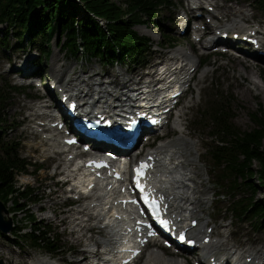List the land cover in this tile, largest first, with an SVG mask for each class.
<instances>
[{
	"label": "trees",
	"instance_id": "16d2710c",
	"mask_svg": "<svg viewBox=\"0 0 264 264\" xmlns=\"http://www.w3.org/2000/svg\"><path fill=\"white\" fill-rule=\"evenodd\" d=\"M83 1L90 13L108 21L106 29L100 27L92 17L85 16L83 20H77L70 16L68 9L77 8L73 0H0V24L14 30V36H17L16 29H19V36L21 31L27 30L31 34L29 43H34L32 38L37 35L41 36L43 43H47L55 35L59 38L64 36L63 46L68 52L75 50L76 44L81 43L84 56L96 57L97 54L104 58L109 56V60H112L117 59L115 55L121 58L123 54L121 60L124 56H129L133 61L147 48L146 41L139 37L133 27L146 22L144 17L150 19L160 0ZM259 3L264 7V0ZM4 42L6 41L1 38L0 45L4 46ZM45 49H41L43 55L47 54ZM9 89L15 90L8 85L0 87V199L7 203L11 196L12 209H18L25 206L20 202L27 194L15 187L14 178L17 172L26 171V165L17 156L14 143L3 139V114L9 99ZM250 117L257 127L243 131L233 122L234 112L230 99L212 106L209 121L216 129L213 133L216 144L211 146L209 160L216 171L217 181H227V187L223 186L227 192L242 186L250 191L251 195L245 203L243 200L235 202L236 215L239 218L249 214L264 218V209L254 201L256 188L250 182L252 177L257 176L259 184L264 185V105L259 103L257 111L250 113ZM253 162L258 163L257 170L252 167ZM34 222V217L29 216V223L34 225ZM22 236L17 233V237ZM27 236L35 246L43 242V247L50 252L58 249L44 227L34 226Z\"/></svg>",
	"mask_w": 264,
	"mask_h": 264
},
{
	"label": "rangeland",
	"instance_id": "374dc122",
	"mask_svg": "<svg viewBox=\"0 0 264 264\" xmlns=\"http://www.w3.org/2000/svg\"><path fill=\"white\" fill-rule=\"evenodd\" d=\"M248 1L249 0H234L233 2H231V4L233 6L242 7V9L248 15H250L249 8L250 7L253 8V5ZM173 2H176V0H173ZM226 6H228V2L226 3ZM230 8H233V7H230ZM223 9H229V8H222L221 11ZM171 12H173V9L171 7H167V9L166 8L164 9L162 14H160L159 16L161 20L160 24L164 23L165 25L173 26L174 24L173 20H170V22H168L163 19L164 16L171 17V14H170ZM261 14H264V12L258 11V13H256V18L264 21V16ZM153 27L155 26L152 24L148 28H145L144 26L135 27V30L137 32L138 31L140 32V30L145 31L142 33V35H147V37L151 38L152 40L154 39L151 42L152 45L150 46V51L151 53L153 52H156V53L151 55V58L149 59L148 64H152L153 62H155L157 60L155 57L158 55V47L156 46V42L158 41L159 37H157L156 39V35H158V32L154 28L155 32L153 34L152 32ZM11 43H15V41L12 40ZM61 44H62V39L58 40L57 38H53L51 40L50 56L47 58L49 62L48 66L50 67L53 65H56L57 67L62 66L64 69L67 70V74L71 75L72 77H76L77 79L81 81L82 79H87L88 75L97 74L98 72L106 74V75H103V77H105V78H102L103 81H109L110 78L114 76V74H116V69L117 70L120 69V66L118 64H115V65H112L106 68L104 71H100V69H103V68L101 67L102 65L100 64V62H98L96 59H91V60L86 59V58L81 59V56L78 55V57L80 58L79 61L82 60L83 62L82 71H80L78 70V68L74 67L76 63L75 61L76 58L72 59L71 56L66 51H64L63 48H61ZM21 46L22 45H20V47L17 49H13L12 52L9 53L11 54L10 60H13V57H12L13 55L19 54L20 51L24 49V48L21 49ZM8 52L9 50H6V49L5 51H2V52L0 50V85H2L3 83H7V81H10V79L14 80V77L10 75H5L4 73V71L8 69L7 64L4 61V58L7 57ZM214 59L217 60V58H214ZM61 61L62 62L64 61L65 63L62 65ZM212 61L213 60L211 58L210 60L211 64H212ZM228 62L230 63V65L224 66ZM242 64L244 67L249 66V63L248 64L242 63ZM136 66L137 64L135 65V67ZM135 67H131V68L133 69ZM215 67H217V70L214 72L213 76L208 77L207 82L211 81L215 85V87L220 86L219 91L220 92L224 91V95L228 94V95L233 96L234 102L232 103V106H233V111L235 113V118L233 119L234 124L240 130H243V131L252 130L256 128L257 127L256 123L251 120L250 113H252L253 111L257 109L258 107L257 102L264 104V85L261 86V83H259V81L256 80L257 78H255V81L256 82L258 81L257 83L260 84L259 86L261 87V89L259 90L258 88L253 86V84L250 82L249 77L247 79L245 75L243 76L239 75L238 71L236 72V70L241 69V67L237 65L236 60H233L231 58H227V59L224 58V59L218 60L217 65ZM3 68L4 70L2 71ZM148 68L149 66L147 67V69ZM136 69H140V68L136 67ZM143 69H146V67H143ZM45 70L47 71V69ZM248 70L249 68H245L244 72L246 73ZM237 73L240 77L236 76ZM79 75H81L82 78L77 77ZM68 83L74 84V81L70 79ZM205 88H209V89H206L205 91L203 89H197V91L194 92V95L192 98V102H193L192 108L193 109L191 108L192 111L188 115L189 127H188V134H187L188 136L192 138V141L196 140L198 142L197 147L199 150L197 153L201 155V158L196 163L197 170H198L197 176H198V181L201 182L202 184L201 186L202 189L207 190L206 194L202 196L206 197L207 198L206 200L209 201L208 207L211 210H212V206H214L218 214L217 218H223V220L232 219V224L228 228V230L231 232L233 236L243 241H246V242L249 241V243H252L253 241L264 243V230L259 227L258 222L250 223L249 219L237 220L231 216V213L229 211L227 215L225 216L221 213L223 212L224 207H228V208L230 207L229 203L231 200L229 196L221 197L219 201L216 200L217 199L216 195H221V193L219 192H222L223 194H225V192L221 188L217 189L215 185L213 184L214 176L212 178V175L209 172L210 163L206 160L205 157H202L204 150H205V146L211 143V141L205 137L206 135H208V130L202 128L201 127L202 124H200V122L198 124H194L198 120L199 109L202 107L203 103H207V101L209 100L210 95L207 97V94L211 92L209 84ZM203 91H204L205 97L202 94ZM33 93H35V90H25L24 89V90L19 91L18 93L15 92L10 95L9 100H8L9 101L8 107L4 110V116L6 120L9 121V123L14 124L16 131L9 133L7 135V139L15 140L14 136L22 137L23 128H25V130L28 131L27 123L23 124V126H20V127H17V126L22 125L21 120L26 114L24 107L25 105L32 104L28 101L27 97L31 96V94ZM204 98L206 99L202 100ZM188 100H189V95L186 96L183 104H185L186 101ZM172 132H174V129H172ZM22 139L25 140L27 144H29L28 142L29 140H31L29 133L25 132ZM20 146L22 147V144ZM24 148H27V145L24 146ZM24 148H22V150L25 151ZM21 156H24V154L22 153ZM191 161L196 162L194 160V157L191 158ZM254 165H257V163L254 162ZM28 173L31 174L30 176H27L28 179H20L17 177L16 187L26 186V190L30 192L31 198H30V201L26 204L27 206L24 208L22 212H19L15 215L14 214L10 215L13 219L14 225L20 226V227L26 225L28 227L29 224H26V220H24V218L26 217L25 215L34 214V216L37 218V223L40 226H45L46 224L52 229V231L56 234L57 243L62 247V249L58 253L54 254L53 257L57 258L64 264H67L70 260L72 264H75L72 262L73 252L70 250L72 249L74 250V247H76L77 249H81L84 242H81V243L79 242L85 240V238L83 237L80 241L76 242L74 241L73 236L70 234L71 240H72L71 241L70 237L67 235V233H65V226H63L60 222L61 219H63L64 217L67 220L70 218V214L64 215L62 214V212H60L62 208H59V206L62 202V198L59 200H56V197H59V198L64 197V194L61 193L63 192V189L60 191L59 196L58 194L51 193L53 190L59 189V186H54L55 180L51 177V171L49 170V168L43 167V168H40V170H35L34 167L29 166ZM27 182H29L28 185H22V184H26ZM20 189H23V188H20ZM257 191L258 193L255 197V200L260 201L261 205L264 206V188H260ZM23 203H25V201ZM51 206H53L54 210L56 209L55 218H54V215L52 214V209L49 208ZM41 208L45 209V211L43 213H38V210ZM69 229H70V225L66 226V231H68ZM78 234L83 235V230H78L77 232L74 233V236H77ZM0 235L2 234L0 233ZM86 235H88L87 232H86ZM6 236L7 237L9 236V238L4 240ZM96 237L98 236H94L93 239H95ZM12 238L13 237H11L8 233H6L3 237L0 236V251H2V253H0V261L2 260L4 264H13L10 262V258L17 260L18 264H33L37 257H40V258L44 257L43 259L47 260L48 264H57L58 261H51L47 259L48 255L47 253L44 252L45 251L44 248H43L44 251L39 248L33 249V248H30L28 243L22 244L23 248H18L17 246L14 245L15 242H14V239ZM76 243H79V244H76Z\"/></svg>",
	"mask_w": 264,
	"mask_h": 264
},
{
	"label": "bare ground",
	"instance_id": "6f19581e",
	"mask_svg": "<svg viewBox=\"0 0 264 264\" xmlns=\"http://www.w3.org/2000/svg\"><path fill=\"white\" fill-rule=\"evenodd\" d=\"M232 10H233V8L223 9L222 11H220V14L222 16H229V14L232 12ZM248 20H249L248 15L243 13V12H240L239 14L234 16L233 23H231V26L235 25V28L232 31V33H238L240 36L246 35L247 31L245 30V28L247 27L246 22ZM187 49H188L187 47L183 48V49L179 48L178 51H175V52H182V55L184 57H186V56H189L187 54V52H186ZM243 59L245 60L243 62L244 64H248L249 63L248 59L246 57H244ZM192 60L193 59L191 58V62H192ZM58 68H60V67H58ZM238 73H239V75H242V70H238ZM148 74H150V72H148ZM245 76L249 77L250 82L253 84L254 87L258 88L259 90L261 89V87L259 86L260 84L257 83L258 81L257 82L255 81V78H257L258 76L255 75V72L253 71L252 68H251V70H249V72H246ZM78 77H80V76H78ZM184 77H185V75L183 76V78ZM74 80L77 83H79V85H81L82 83H85L86 87L90 86V82L86 81L84 79H82V81H81V80L75 78ZM101 82L102 83H100V84L102 85L101 88L103 90H107V88L109 87V85H107V84L111 83V82L107 83L105 81H101ZM75 87H77V85H75ZM86 87H84L83 90L87 89ZM78 89L79 88H73L72 91H75V90H78ZM102 89L99 90V93H102L103 95H105L103 93ZM94 91H96V88H95ZM39 113H40V110H36L35 109V113L34 114H29V115L32 116V118H34L35 116L39 115ZM173 125H174V127H178V131L179 132L175 136V138L173 139V143L176 146V148L178 150V153H179V155L181 157L183 154H187L188 153V150L185 149L184 146H183V143H185L187 141L184 138L185 136H184L183 131H181V127H182L181 120L176 119L174 121ZM54 146L55 147H59L60 145H59V143H57ZM122 163H125V161H123ZM193 171H194V167H193ZM193 171L186 164L184 165L182 173L179 174L178 177L176 178V181L178 180L177 183H178L179 187L174 192L179 197L180 200L187 198V202L194 205V204L202 202V200L200 199V194L199 193L193 192L194 188H196L195 184L197 182V181L194 180V172ZM183 183H185V184L183 185ZM197 188L199 189V185L197 186ZM96 195L101 196L102 198L101 199H96V198L91 199L89 202H87L86 206H83L82 209L79 210V212L84 214V216L87 215V216L91 217L92 218V222L91 223H76L72 227V229L70 231V234L73 236L74 241H76V242L80 241L83 237L85 238L86 241H89L91 236H87L86 232L88 233L89 230L94 228L95 224H100L101 225L103 222L107 223L108 225L111 224V221L109 220L108 213H104L105 208H106V204H107V201L105 200L107 198V195L104 194L101 191L97 192ZM170 195H172V194L170 193ZM196 201H197V203H195ZM92 204H94V205L92 206ZM89 205H91V207H89ZM113 227H114V232L113 233L106 234V236L102 240H100L98 238L95 239L96 242H99L100 244H102L108 250L111 247L110 244H111L112 240L119 238L118 237V232L120 231V228L119 227H115V226H113ZM78 230H83V235L78 234L77 236H74V233L77 232ZM92 240L93 239H91V241ZM93 249H94V246L91 244V242H89L87 244L86 249L82 250L81 252L82 253L91 252V250H93ZM0 253H2V251H0ZM43 258L36 259V261L33 264H48L47 260H45ZM160 259L161 258L157 254L151 253L149 255V259L146 260L144 264H150V263H153V264H169V263H166V262L165 263H161ZM10 262L13 263V264H18L17 260H15L13 258H10ZM72 262L75 263V264H81L80 259H73ZM57 264H59V262H57ZM175 264H179V263L175 262Z\"/></svg>",
	"mask_w": 264,
	"mask_h": 264
},
{
	"label": "water",
	"instance_id": "95a60500",
	"mask_svg": "<svg viewBox=\"0 0 264 264\" xmlns=\"http://www.w3.org/2000/svg\"><path fill=\"white\" fill-rule=\"evenodd\" d=\"M3 211H5L4 210V208H3V206H2V204H1V202H0V225H1V223H2V212ZM8 225H7V229H9V227H10V225H9V223H7Z\"/></svg>",
	"mask_w": 264,
	"mask_h": 264
}]
</instances>
